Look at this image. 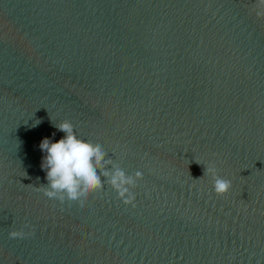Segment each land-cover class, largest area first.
<instances>
[{"label":"water","instance_id":"95a60500","mask_svg":"<svg viewBox=\"0 0 264 264\" xmlns=\"http://www.w3.org/2000/svg\"><path fill=\"white\" fill-rule=\"evenodd\" d=\"M256 4L0 0V264H152L264 243ZM65 119L143 173L135 207L107 184L83 208L38 190L39 145Z\"/></svg>","mask_w":264,"mask_h":264},{"label":"clouds","instance_id":"9594fccd","mask_svg":"<svg viewBox=\"0 0 264 264\" xmlns=\"http://www.w3.org/2000/svg\"><path fill=\"white\" fill-rule=\"evenodd\" d=\"M256 9L257 16L264 17V0H257ZM54 126L65 135L56 142L44 138L39 145L45 153L41 168L46 172L47 184L40 185L38 190L50 199L61 203L70 201L83 208L89 196L103 191L107 184L123 204L135 207L133 189L143 179V173L127 174L109 157L101 144L80 138L70 120L65 119ZM204 175L212 177L213 190L218 196L226 195L232 187L230 180L217 174L215 166L204 168ZM24 227L30 226L26 224ZM31 234L23 230L9 232L10 238Z\"/></svg>","mask_w":264,"mask_h":264}]
</instances>
